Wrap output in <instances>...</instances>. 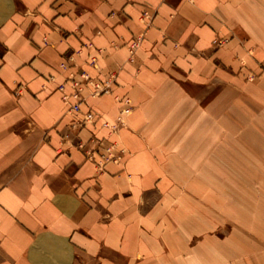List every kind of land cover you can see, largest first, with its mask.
<instances>
[{"label":"crops","instance_id":"1","mask_svg":"<svg viewBox=\"0 0 264 264\" xmlns=\"http://www.w3.org/2000/svg\"><path fill=\"white\" fill-rule=\"evenodd\" d=\"M219 39L229 43L217 48ZM255 41L264 62V0H0V264H264L263 251H245L254 233L264 243V228H245V241L214 219L206 228L205 208L191 213V195L220 201V184L175 172L205 173V129L192 165L171 142L190 117L186 91L207 87ZM71 54L94 78L117 74L81 113L57 89ZM116 95L134 104L116 136L126 153L101 171L76 144L109 138L102 118L116 119ZM88 107L100 117L73 126Z\"/></svg>","mask_w":264,"mask_h":264},{"label":"rangeland","instance_id":"2","mask_svg":"<svg viewBox=\"0 0 264 264\" xmlns=\"http://www.w3.org/2000/svg\"><path fill=\"white\" fill-rule=\"evenodd\" d=\"M148 11L151 18L144 17V12L142 16L152 19L153 14ZM140 41L141 37L131 44L130 62L134 61L135 49ZM228 41L219 39L214 45L222 48ZM226 62L229 63L228 59ZM80 69L77 68L78 71ZM222 70L221 74L205 83L207 87L204 89L186 91L188 103L186 105L183 98L181 111L189 113L190 117L187 121L177 122L175 129L178 130L179 137L171 140L173 146L178 145L179 152L175 153L179 162L185 165V161L189 160V165H192L197 160L198 133L205 129L203 149L207 156L206 171L203 173L199 167L188 168L185 165L184 169L175 172L179 180L187 173L194 180H205L207 187H212L213 181L220 184V201L207 196L209 199L205 202H198L196 195H191V213L197 214L198 207H203L210 215L206 217V228H209V222L212 224L210 219H214L215 228H239L238 236L245 240V228H264V62L261 41L251 42L247 49L241 45L238 57L228 68L223 65ZM116 99L120 104L117 117L113 122L108 121L117 124V119L122 115L124 123L116 130L106 127L109 138L101 140L117 144V150H122L121 162L126 150L119 147L116 136L126 127L134 104L128 95H116ZM180 107L177 106L174 112H178ZM124 108H129L130 113L124 114ZM188 128L189 131L186 132L190 136H181V130ZM183 149L186 152L181 153ZM247 235L251 236L249 233ZM252 236L253 247L245 251L249 252L248 255L252 252L256 256L264 252V243L256 233Z\"/></svg>","mask_w":264,"mask_h":264},{"label":"built area","instance_id":"3","mask_svg":"<svg viewBox=\"0 0 264 264\" xmlns=\"http://www.w3.org/2000/svg\"><path fill=\"white\" fill-rule=\"evenodd\" d=\"M144 17L151 18V14L148 10L144 12ZM88 46L92 47V43H89ZM89 63L91 66H96L97 57L95 55L90 56ZM77 68H79V64L73 54L60 63V69L64 74V80L57 86V89L61 92L63 101L69 105V111L71 113H81L82 106L85 104L88 105V98L99 97L111 93L117 77L115 72H111L102 78H94L85 69L81 68L78 71ZM54 79L55 77L52 76L51 80ZM68 86L71 88L70 91L67 90ZM125 112L130 113V109L124 108L123 113L125 114ZM98 117L100 116L91 107H88V110L83 114V118L77 120L73 126L83 128L88 124L95 123ZM102 119L103 127L113 128L115 130L124 123L122 115L117 119V124H112L108 120ZM64 140L71 141L70 134H66ZM90 142L97 145L99 148L101 147V151L99 148L93 149L82 140H78L76 145L85 153L88 160L96 164L99 170L103 171L106 164L110 162H119L121 159L120 152L122 150H117V144L105 143L104 140L97 139L96 137H92ZM96 154H98V156H96Z\"/></svg>","mask_w":264,"mask_h":264}]
</instances>
